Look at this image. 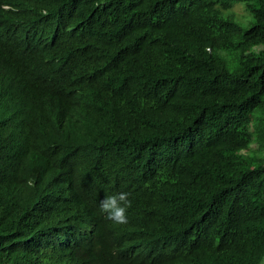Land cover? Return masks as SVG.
I'll use <instances>...</instances> for the list:
<instances>
[{
    "label": "trees",
    "instance_id": "1",
    "mask_svg": "<svg viewBox=\"0 0 264 264\" xmlns=\"http://www.w3.org/2000/svg\"><path fill=\"white\" fill-rule=\"evenodd\" d=\"M263 95L264 0H0V264H264Z\"/></svg>",
    "mask_w": 264,
    "mask_h": 264
},
{
    "label": "clouds",
    "instance_id": "2",
    "mask_svg": "<svg viewBox=\"0 0 264 264\" xmlns=\"http://www.w3.org/2000/svg\"><path fill=\"white\" fill-rule=\"evenodd\" d=\"M129 195L127 192H120L107 196L100 201L101 212L106 213V218L115 223H126V211L131 207V201L128 199Z\"/></svg>",
    "mask_w": 264,
    "mask_h": 264
},
{
    "label": "rangeland",
    "instance_id": "3",
    "mask_svg": "<svg viewBox=\"0 0 264 264\" xmlns=\"http://www.w3.org/2000/svg\"><path fill=\"white\" fill-rule=\"evenodd\" d=\"M240 4V3H238ZM235 14L237 15L235 20L240 22V18H244V16L247 14V11L245 10L244 5L241 3V5L235 6ZM246 26V25H245ZM256 50L258 49L257 47L255 48ZM233 53L228 52L227 56L231 57ZM262 98L264 99V95L262 96ZM251 149H255V145L251 146Z\"/></svg>",
    "mask_w": 264,
    "mask_h": 264
}]
</instances>
